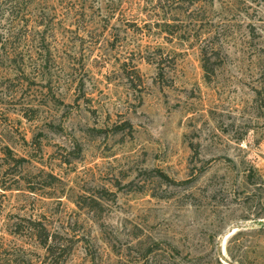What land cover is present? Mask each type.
<instances>
[{"label":"rangeland","instance_id":"374dc122","mask_svg":"<svg viewBox=\"0 0 264 264\" xmlns=\"http://www.w3.org/2000/svg\"><path fill=\"white\" fill-rule=\"evenodd\" d=\"M38 1L0 22V264H264V0Z\"/></svg>","mask_w":264,"mask_h":264},{"label":"trees","instance_id":"16d2710c","mask_svg":"<svg viewBox=\"0 0 264 264\" xmlns=\"http://www.w3.org/2000/svg\"><path fill=\"white\" fill-rule=\"evenodd\" d=\"M34 6L36 9L31 14L30 7ZM39 1L38 0H0V22L6 18L9 20L11 17L17 23V26L21 31H28L30 30V23H33V26H42L48 25L51 21L47 20V17H44V12L38 8ZM9 43V38L6 32L0 30V49L4 48L6 52L7 44ZM23 52L18 51V46L15 48V52H11L6 56V59H10V62H14L16 65H19L22 73L25 74L26 72V61L24 59ZM18 57H20V62H18ZM202 60H203V68L206 72V76L210 78V74L214 73L215 68L213 63L211 62L208 52L205 49H202ZM165 181L176 183L175 180L169 178V176L158 173ZM180 183V182H178ZM183 183V182H182ZM180 183V184H182ZM43 246L46 247V250L51 254V262L50 264H61L60 257L56 252V248L54 244H48V238L46 237L43 240ZM49 254V255H50Z\"/></svg>","mask_w":264,"mask_h":264},{"label":"bare ground","instance_id":"6f19581e","mask_svg":"<svg viewBox=\"0 0 264 264\" xmlns=\"http://www.w3.org/2000/svg\"><path fill=\"white\" fill-rule=\"evenodd\" d=\"M223 244H224V242H223ZM224 260H225V262H226L227 264H233V263H230L229 260L226 259V258H225Z\"/></svg>","mask_w":264,"mask_h":264},{"label":"water","instance_id":"95a60500","mask_svg":"<svg viewBox=\"0 0 264 264\" xmlns=\"http://www.w3.org/2000/svg\"><path fill=\"white\" fill-rule=\"evenodd\" d=\"M226 259L230 260L229 258L225 257ZM224 260V259H223ZM231 261V260H230ZM232 262V261H231Z\"/></svg>","mask_w":264,"mask_h":264}]
</instances>
